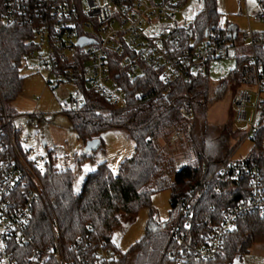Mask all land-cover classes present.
Instances as JSON below:
<instances>
[{"label":"built area","instance_id":"1","mask_svg":"<svg viewBox=\"0 0 264 264\" xmlns=\"http://www.w3.org/2000/svg\"><path fill=\"white\" fill-rule=\"evenodd\" d=\"M242 1V0H238ZM189 0H3L2 23L5 28L31 27L33 49L23 64L50 73L48 87L53 91L69 82L79 58V49L86 59V86L104 97L117 110L129 106L125 90L116 79L119 69L125 71L130 82L143 78L152 70L161 83V93L167 94L181 84L185 98L176 111L188 122V132L194 134L196 110L189 94V85L195 78L210 77L214 72L227 76L235 68L224 67V61L237 63L247 60L255 70L256 102L254 120L246 136L253 140L264 126V69L257 50H264V32L253 30L222 33V28L208 32L199 40L190 30L191 24L179 23L181 10ZM247 7V0H244ZM256 11L246 16L249 24L264 23V1L256 0ZM196 15L204 9L205 0H195ZM93 43L83 48L79 40ZM116 64H113V61ZM67 65V66H64ZM115 67V68H113ZM0 115V264H123L119 247L112 242L93 244L90 237H77L64 244L59 225L52 221L49 240L39 241L31 231L33 210L43 195L40 172L24 152L20 138L31 128L40 130L42 115L12 114L1 98ZM249 92H241L235 100L240 120L246 121ZM85 104V99L72 103L59 101L64 113H70ZM27 118V122L21 121ZM203 178L175 198L173 223L161 224L169 234V244L160 264H196L215 260L244 216L264 217V180L260 167L231 157L213 172L202 165ZM213 180L243 181L249 184L247 198L216 209L206 222L198 219L200 200L204 198ZM218 190V189H217ZM219 191V190H218ZM216 213V214H215ZM125 218L123 219V221ZM91 229V227H89Z\"/></svg>","mask_w":264,"mask_h":264},{"label":"trees","instance_id":"2","mask_svg":"<svg viewBox=\"0 0 264 264\" xmlns=\"http://www.w3.org/2000/svg\"><path fill=\"white\" fill-rule=\"evenodd\" d=\"M3 11V0H0V100L2 98L7 103L22 92L25 78L21 68L34 47L30 43L33 37L31 27L5 28L2 23ZM219 26L220 13L216 0H205L204 9L191 23V32L201 40ZM229 31H232L231 27L221 32ZM257 57L264 69L263 49L257 50ZM116 63L114 60L113 64ZM85 71L86 59L83 50L79 49V58L69 82L79 86L85 104L79 110L66 113L73 131L84 147L89 141L99 139V149L104 147V132L111 129L123 131L134 140L135 152L121 163L117 176L106 163L99 164L87 175L79 193L75 191L76 177L73 170L59 169L53 163H48L45 173H40L44 193L33 210L31 223V231L39 241L49 240V224L56 221L64 244H70L79 236L90 237L93 244L103 241L111 243L120 226L118 214L125 211L135 215L142 208H150L153 193L161 189L171 190V206L174 207L176 197L186 195L202 180L203 164H207L211 173L235 151L227 146L228 142L224 138L218 143L208 139L206 114L209 104L222 100L231 82L245 85L256 82L255 70L247 60L239 61L236 69L219 82L212 95L211 76L193 80L188 91L197 116L204 123L203 133L199 141H194L198 150L196 163L184 165L174 174L175 165L166 158L159 139L169 128H183L188 132V122L176 111L177 105L185 98V88L177 84L169 93L163 94L159 78L152 70L148 69L143 78L130 82L125 71L120 68V74L115 76L125 90L129 106L126 110H117L104 97L86 86ZM254 141L261 148L259 135ZM93 158L89 153L83 156V159ZM246 161L260 167L264 180V154ZM172 173L174 181L169 184L167 179ZM248 194L247 180L241 183L213 180L200 200L199 221L206 222L212 217L213 214L209 213L212 206L222 209L237 203L241 198H247ZM150 216L152 219L146 236L129 253H122L123 264H128L130 254L136 255V264L168 262L163 259V255L169 244V234L166 227L155 224L152 209ZM254 244H264V217L244 216L239 219L218 257L210 262L196 264H232Z\"/></svg>","mask_w":264,"mask_h":264},{"label":"rangeland","instance_id":"3","mask_svg":"<svg viewBox=\"0 0 264 264\" xmlns=\"http://www.w3.org/2000/svg\"><path fill=\"white\" fill-rule=\"evenodd\" d=\"M216 2L220 13V28L225 30L236 25L241 32L249 30L264 32V23L253 20L249 24L245 17L248 10L251 14L255 13L256 0H247V7L244 0L241 2L238 0H216ZM195 9H197L195 0H189L188 5L180 12L179 23L181 25H184L185 22L187 25L191 24L196 16ZM241 9L245 16H239ZM34 66L36 65L31 62H28V65H22L21 74L25 78L22 92L16 99L7 102V107L12 114L35 112L43 116L39 120L41 124L39 132L28 128L20 138L24 152L27 153L28 159L37 171L44 174L48 163H53L59 169L73 170L76 177L75 191L78 193L82 190L87 175L101 163H106L111 172L117 176L121 163L132 157L135 152L134 140L123 131L108 130L102 135L104 147L95 153H89L94 157L93 159H83L86 154L85 147L73 131L69 116L59 107L60 100L72 103L73 100L81 99L83 93L74 82H66L53 91L47 84L50 73L38 70ZM224 67L228 71L229 68L236 67V62L233 60L224 61ZM211 77L212 95L219 82L227 77L214 72ZM241 92H249L252 96L246 121L239 119L235 108V100ZM255 102L256 88L252 85L231 82L225 97L214 104H209L206 114L209 128L208 139L216 143L222 138L227 140V146L235 149L231 155L234 161H246L261 153L264 154V126L258 134L261 148L256 146L253 140L254 134L246 138L254 120L253 105ZM21 121L27 122V118H22ZM203 128L204 123L197 116L193 138L187 129L178 130L175 127L169 128L161 135L159 144L166 158L175 165L174 174L184 165L196 163L198 150L194 141L202 137ZM174 174L168 176L169 184L173 183ZM171 196L172 192L169 188L161 189L153 193L150 208H142L135 215H130L125 211L118 214L120 226L114 233L113 242L123 254L129 253L146 236L152 219L151 209L154 211L153 220L158 218L162 225L173 221ZM136 262V255L130 254L128 264H136ZM232 264H264V244L251 245L247 252L238 256Z\"/></svg>","mask_w":264,"mask_h":264},{"label":"water","instance_id":"4","mask_svg":"<svg viewBox=\"0 0 264 264\" xmlns=\"http://www.w3.org/2000/svg\"><path fill=\"white\" fill-rule=\"evenodd\" d=\"M92 43H93L92 40H89V39H86V38H82V39L79 40V46L81 48H83V47H85L87 45H90ZM44 145H46V144L44 143ZM100 145H101V141L99 139L89 141L87 143V145L85 146L84 152L85 153L95 152V151H97L99 149ZM164 227H166V225H164Z\"/></svg>","mask_w":264,"mask_h":264},{"label":"crops","instance_id":"5","mask_svg":"<svg viewBox=\"0 0 264 264\" xmlns=\"http://www.w3.org/2000/svg\"><path fill=\"white\" fill-rule=\"evenodd\" d=\"M251 24V23H250ZM231 27V29L232 30H234V31H236V32H238V33H241V31H240V28L238 27V26H230ZM230 27H228V28H230ZM40 129H41V127H40ZM31 130V129H30ZM33 131V130H32ZM39 132V131H38ZM44 146H46V145H44ZM93 172V171H92ZM91 173V172H90Z\"/></svg>","mask_w":264,"mask_h":264}]
</instances>
